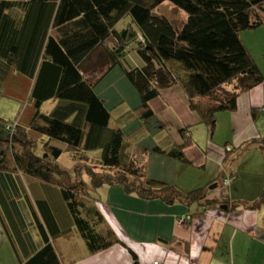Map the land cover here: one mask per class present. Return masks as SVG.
Instances as JSON below:
<instances>
[{
  "label": "trees",
  "instance_id": "obj_1",
  "mask_svg": "<svg viewBox=\"0 0 264 264\" xmlns=\"http://www.w3.org/2000/svg\"><path fill=\"white\" fill-rule=\"evenodd\" d=\"M164 2L177 14L159 12ZM262 25L264 0H0V94L22 98L16 116L0 112V221L20 264L76 262L61 241L75 228L91 254L126 244L99 205L104 186L183 203L192 216L233 207L228 195L212 196L219 185L185 190L150 174L153 150L191 161V125L180 141L153 149L139 143L146 133L130 136L124 125L156 118L151 100L179 84L213 134L218 112L237 110L240 93L264 81L241 35ZM133 52L142 63L132 62ZM117 65L141 102L114 124L97 87ZM223 145L222 173L232 182L241 156L255 145L264 152V136Z\"/></svg>",
  "mask_w": 264,
  "mask_h": 264
},
{
  "label": "crops",
  "instance_id": "obj_2",
  "mask_svg": "<svg viewBox=\"0 0 264 264\" xmlns=\"http://www.w3.org/2000/svg\"><path fill=\"white\" fill-rule=\"evenodd\" d=\"M109 73L115 75L112 77ZM123 74V69L110 70L105 75V87L121 77L128 90L119 89L117 81V87H104L108 92H101L113 111L114 124L141 102L139 91ZM151 105L157 112L156 118L149 123L134 118L124 125V130L130 136L146 133L139 143L153 149L170 137L180 141L181 128L191 125L195 141L186 148L190 162L156 150L149 157L153 177L176 183L185 190L210 186L217 181L220 184L221 179L225 182L222 171L226 158L221 152L224 143L241 144L264 136V81L240 93L237 110L218 112L217 118L223 119L220 131L223 138L217 134L219 126L213 134L209 129L204 135L196 131L192 125L202 120L179 84L165 88L151 100ZM243 156L236 181L212 193L221 200L228 195L230 203L238 202L231 208L223 205L209 208L205 215H194L190 220L182 219L191 211L183 203L145 199L118 185L101 187L99 205L126 244L117 243L91 254L75 228L61 238L64 252L77 258L69 264H132V249L138 254L140 264H264V152L255 145ZM248 159L259 162V166L251 168L252 174L246 177L245 170L251 165ZM0 264H20L1 221Z\"/></svg>",
  "mask_w": 264,
  "mask_h": 264
},
{
  "label": "rangeland",
  "instance_id": "obj_3",
  "mask_svg": "<svg viewBox=\"0 0 264 264\" xmlns=\"http://www.w3.org/2000/svg\"><path fill=\"white\" fill-rule=\"evenodd\" d=\"M159 12H162V13H165L167 14L168 16L172 17L174 15L177 14V11L174 10L173 6H170L168 4V2H164L162 3L158 9H157ZM184 14V13H183ZM180 15V14H179ZM241 35H242V38L244 39L245 43L247 44V46L249 47V49L251 50L253 56L256 58V60L258 61L259 65L262 67H264V26H259V27H253V28H247L245 30H243L241 32ZM131 59H132V62L134 64H140L142 63L141 61V58L140 56L136 53V52H133L131 53ZM93 68H91V71L88 72V73H93L92 71ZM263 69V68H262ZM114 70L117 71V70H120L122 71V69L120 68V66H115L114 67ZM96 73H101V71L97 72V71H94ZM98 75V74H97ZM110 76H114L115 74L114 73H109ZM123 77H124V74H123ZM117 80H112L109 82V84L105 87L106 85V78L104 77V79L102 78V81L98 84V90L100 92H102L103 94L105 92H108L107 89H104L107 88V87H110V86H116V82L118 81V86H119V89H125V90H128V87L125 86V83H123L121 77H117L116 78ZM124 79V78H123ZM120 84V85H119ZM26 94V93H25ZM21 96H24L23 94ZM26 97V96H25ZM21 102H22V98L20 97H14V96H11L9 94H0V112L7 116V117H14L16 116V114L18 113L19 109H20V106H21ZM53 102H48L46 104L47 105H51L52 106ZM218 120H219V123H218ZM202 125V126H201ZM222 125H223V119L222 118H217V126H219V129L217 131V134L218 136H221V129H222ZM193 127L196 128V131L199 133V134H202L204 135L206 130L209 129L210 131V127L208 125V123L206 121H200L198 123H195L192 125ZM217 129V128H216ZM216 132V130H215ZM221 138H223L221 136ZM253 149V148H252ZM252 149H250L249 151H251ZM245 156H243L240 161H236L235 163V169L237 171H239V167H240V163L242 161V159L244 158ZM62 160L64 161V164L66 166H71L72 165V161L69 160L67 154H64V156L62 157ZM248 161L251 163L250 165V169H246L245 170V173L247 174L246 177H248L249 175L252 174V169L251 168H255V167H258L259 166V162H251V160L248 159ZM240 171H241V168H240ZM239 171V173H240ZM233 181H236V179H232ZM224 185H227L223 182V180L221 179L220 181V184H219V188L218 187H215V190L218 188L220 189L221 187H224ZM99 190V198H100V189ZM134 262V260H133ZM133 264V263H132Z\"/></svg>",
  "mask_w": 264,
  "mask_h": 264
},
{
  "label": "built area",
  "instance_id": "obj_4",
  "mask_svg": "<svg viewBox=\"0 0 264 264\" xmlns=\"http://www.w3.org/2000/svg\"><path fill=\"white\" fill-rule=\"evenodd\" d=\"M229 148H231V146H229ZM225 181H226V183H230V182H231V180H230L229 177L226 178ZM182 219H183V220H190V219H192V215H191V213L188 212L185 216L182 217ZM158 264H164V262H159Z\"/></svg>",
  "mask_w": 264,
  "mask_h": 264
},
{
  "label": "water",
  "instance_id": "obj_5",
  "mask_svg": "<svg viewBox=\"0 0 264 264\" xmlns=\"http://www.w3.org/2000/svg\"><path fill=\"white\" fill-rule=\"evenodd\" d=\"M219 185V182H215V183H212L211 185H210V188H215V187H217ZM223 207H228V204H224L223 205Z\"/></svg>",
  "mask_w": 264,
  "mask_h": 264
}]
</instances>
